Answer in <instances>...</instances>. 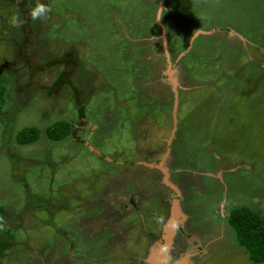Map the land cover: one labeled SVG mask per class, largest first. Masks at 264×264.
Returning <instances> with one entry per match:
<instances>
[{"label":"rangeland","instance_id":"rangeland-1","mask_svg":"<svg viewBox=\"0 0 264 264\" xmlns=\"http://www.w3.org/2000/svg\"><path fill=\"white\" fill-rule=\"evenodd\" d=\"M32 2L36 67L18 60L26 48L15 40L23 31L11 30L21 6L0 0V69L7 78L0 206L12 242L0 264H128L138 255L161 207L145 202V226H131L129 216L115 232L101 227L109 220L100 207L120 173L119 187L144 170L138 149L153 146L156 135H141L156 133L152 122L161 126V146L169 124L176 133L179 122L178 166L223 175L202 174L205 187H187L189 237L178 235L175 252L167 253L180 264H253L227 218L241 204L264 217V0ZM157 76L167 92L157 79L144 85ZM16 83L22 91H14ZM82 90L88 99L79 114ZM58 119L72 126L61 140L42 131ZM29 124L42 132L19 145L16 133Z\"/></svg>","mask_w":264,"mask_h":264},{"label":"flooded vegetation","instance_id":"flooded-vegetation-1","mask_svg":"<svg viewBox=\"0 0 264 264\" xmlns=\"http://www.w3.org/2000/svg\"><path fill=\"white\" fill-rule=\"evenodd\" d=\"M3 1H7L8 3L14 4V6L18 7V4L21 6V10L18 8L17 11V17L16 20L19 21V23L17 24L18 27H16L15 30H11L12 32H16V34H19V31H23L22 34H19V39H16L15 42L21 41L24 43V46L26 49L22 48L20 49V54H19V59L23 65V62H27L26 60H29V65H31V67H36V62L33 61L34 57L36 56V53H38L39 51V47L36 46V33L31 31L34 30L33 28V10L32 7L33 5V0H16V1H12V0H3ZM24 2V3H23ZM46 3V1H45ZM19 13V14H18ZM16 14V13H15ZM19 16V17H18ZM32 24V25H31ZM31 31V32H30ZM38 40V39H37ZM72 52V51H71ZM18 55V54H17ZM16 55V56H17ZM28 64V63H27ZM25 64V65H27ZM174 70V69H173ZM166 78V77H165ZM157 79V85L156 87H158L157 89L159 90V87L162 89V91L165 93L167 92V84H165V82H163L162 79H160L158 76L157 77H151L149 80L146 81V83H144V85L149 86L150 84L152 85V87L155 86L153 80L155 81ZM160 79V80H159ZM57 82V79L54 78L52 79V83L51 85H54V83ZM59 87H62L63 84H57ZM143 85V86H144ZM22 85L19 83L15 84V87L13 88L15 92L22 91L23 88L21 87ZM178 87V86H176ZM39 88H43V86L40 84ZM54 89V94L58 92L55 91V87H53ZM156 89V90H157ZM173 89V93H175V89L173 87H171V90ZM46 93V91H48L49 93V88L48 87H44L43 89ZM79 114L80 111L81 113L83 112V110L85 109V104L87 102L88 96H86L85 94H87V91H79ZM32 93V92H31ZM30 93V94H31ZM85 95L84 99L83 96ZM152 96V94H151ZM178 97V94H177ZM173 100V99H172ZM178 102V101H177ZM161 105V104H160ZM177 105V104H176ZM177 107V106H176ZM174 110L175 108L172 106V112L169 115H173V116H169L170 118L169 121L171 122L172 119L174 118ZM80 119H85V117H79ZM176 124V133H177V129H178V124L179 122L174 124ZM155 128L156 133L153 134V131L151 133V135L147 133V131L145 132H141L142 137L144 138V140L146 139H150V136L156 135L153 141V146H148L145 149H138V157H141V159L137 162L141 163V166L144 168V170L142 171V173H140L138 176H134V182L133 185L130 186L132 184V182L128 185L122 184L120 187L118 186L117 182L120 181L124 175V173H120L119 176L117 177L115 180V187H108L107 191H106V197H107V193L110 194L109 197H105L106 199H102L104 200L102 202L101 205V210L102 212H104L105 216L103 217L104 220H109L108 222H103V224H101L102 228H108V230H110L111 228H113V232L114 229H116V227L119 224H122L124 222V219L126 217L129 216H134V225H131L133 227H135V225H139V227H144L145 226V217H144V213L147 211L145 210V212H142L141 208L144 206L143 204L146 202V204L148 202H152L153 204L157 205L158 207L160 206L161 208L158 210L160 211V215H157L158 213H154L155 215L159 216L158 218H154L153 222L157 223L158 227L154 230H149L147 231V233L144 235V239L147 241V244L145 247H141L139 249V254L133 256V258L130 260V262L128 264H153L151 261H149V254H150V249L154 246H156V248L158 249L160 244H164V239H163V235H164V225L167 222H175L176 224L174 226V235L172 236V245L171 250L170 247L167 249V251L170 253L171 252H175L174 250L176 249L175 246V242H176V237L179 236H186L187 235V231L186 229H188L189 226V220L186 216V218L183 219V213H184V200L188 194V190L187 187H195V186H199L201 188L205 187V185L201 182V176L202 174L207 175L208 177H215L217 179H220L222 181L223 178V172L221 173L222 177H216L214 176V173L212 174V172H195L194 170H189V169H185L182 166H178L179 164L177 162H182V159H180V157H177V154L180 155L179 150L176 148L177 144L179 143V140L177 139V135L176 133L172 132V129H174V127H172V123H170V130H169V134L167 136V138L165 139V145H163V132L162 134H158V129L159 127L161 128V126H159L158 124H155L154 122H152ZM81 124L87 126L89 125L88 121H83ZM87 124V125H86ZM82 125V126H83ZM175 140V141H174ZM178 141V142H177ZM150 144L149 142H147V145ZM150 147L151 150H147ZM157 147V148H156ZM162 147V152L158 151L159 148ZM153 149V150H152ZM156 150V151H154ZM148 153V154H147ZM181 156V155H180ZM187 156V155H185ZM177 157V158H176ZM139 159V158H138ZM184 162V161H183ZM188 163V162H186ZM183 163V164H186ZM173 164H176L178 167L175 168ZM125 165V164H124ZM237 167V166H236ZM221 168V167H220ZM220 168L214 169V171H218ZM223 170H232V168H224L222 167ZM235 168V167H234ZM225 170V171H226ZM124 171H125V167H124ZM185 171H188L190 173L189 176L183 175L185 173ZM180 172V173H178ZM132 174V173H131ZM179 175V179L177 180L176 177ZM140 177V178H139ZM145 177V178H144ZM144 178V179H143ZM115 179V178H114ZM141 180L143 183L145 182L144 186L141 185H137V181ZM144 180V181H143ZM143 185V184H142ZM131 187L133 190L132 192L127 191L128 188ZM124 187V188H123ZM113 188V189H112ZM139 188H142L141 190ZM144 188V189H143ZM110 190V191H109ZM192 190V188H190V191ZM192 192V191H191ZM155 195L156 199H158L160 202L157 203L156 201L151 199V196ZM101 200V201H102ZM177 200V207H178V214L173 215L172 211H173V201ZM250 201H253V199H251ZM157 204H156V203ZM157 210V209H156ZM154 211V210H152ZM161 211H163V213H161ZM150 213V212H149ZM135 216H139L138 220H135ZM125 217V218H124ZM153 218V217H152ZM183 219V221L178 222V220ZM187 220V221H186ZM100 221V218H99ZM187 222H188V226H187ZM193 227L198 226L197 224L192 223ZM130 226V227H131ZM130 229V228H129ZM117 230V229H116ZM135 232V228L133 229ZM132 229H130V232L133 231ZM187 237H189L187 235ZM156 249V250H157ZM166 251V257L168 259L167 264H172L174 261H176L178 258L173 254V255H169ZM183 253V252H181ZM155 264V263H154Z\"/></svg>","mask_w":264,"mask_h":264},{"label":"trees","instance_id":"trees-1","mask_svg":"<svg viewBox=\"0 0 264 264\" xmlns=\"http://www.w3.org/2000/svg\"><path fill=\"white\" fill-rule=\"evenodd\" d=\"M6 84L7 78L0 69V110L5 102ZM71 127L66 120L58 119L48 123L44 132L51 139L61 140L69 133ZM40 132L36 125L29 124L16 133V141L18 144H29L38 139ZM3 213V207L0 206V256H3L5 249L12 244L11 240L5 237L11 236L10 231L2 229ZM227 221L253 264H264V217L250 206L241 204L230 209Z\"/></svg>","mask_w":264,"mask_h":264},{"label":"water","instance_id":"water-1","mask_svg":"<svg viewBox=\"0 0 264 264\" xmlns=\"http://www.w3.org/2000/svg\"><path fill=\"white\" fill-rule=\"evenodd\" d=\"M173 215L178 214L179 210L177 207V200L173 201ZM176 224L175 222H167L164 226V235H163V239H164V244H160L158 247V249H150V254H149V261H151L153 264H167L168 259L166 257V251L167 249L171 246V241H172V236L174 235V226ZM160 251V256L162 257V259L160 258V260H158L156 254L157 252ZM183 260V259H182ZM180 261H174L172 264H178Z\"/></svg>","mask_w":264,"mask_h":264},{"label":"bare ground","instance_id":"bare-ground-1","mask_svg":"<svg viewBox=\"0 0 264 264\" xmlns=\"http://www.w3.org/2000/svg\"><path fill=\"white\" fill-rule=\"evenodd\" d=\"M157 254H156V256H157L158 260H160V258L162 259V257L160 256V251H158ZM181 262H183V261H181ZM178 264H180V262Z\"/></svg>","mask_w":264,"mask_h":264},{"label":"clouds","instance_id":"clouds-1","mask_svg":"<svg viewBox=\"0 0 264 264\" xmlns=\"http://www.w3.org/2000/svg\"><path fill=\"white\" fill-rule=\"evenodd\" d=\"M45 128H46V127H45ZM45 128L42 130V131H43V133H45V132H44V131H45ZM42 131H41V132H42Z\"/></svg>","mask_w":264,"mask_h":264},{"label":"crops","instance_id":"crops-1","mask_svg":"<svg viewBox=\"0 0 264 264\" xmlns=\"http://www.w3.org/2000/svg\"><path fill=\"white\" fill-rule=\"evenodd\" d=\"M91 124H92V122H90V126H92V125H93V124H92V125H91ZM164 226H165V225H164Z\"/></svg>","mask_w":264,"mask_h":264}]
</instances>
